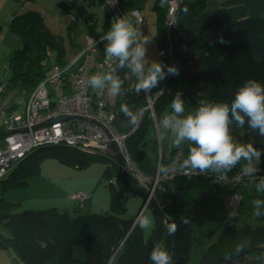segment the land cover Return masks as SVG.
<instances>
[{
  "label": "trees",
  "instance_id": "1",
  "mask_svg": "<svg viewBox=\"0 0 264 264\" xmlns=\"http://www.w3.org/2000/svg\"><path fill=\"white\" fill-rule=\"evenodd\" d=\"M58 4L70 12L81 13L93 33L100 34L110 28L108 17L103 20L101 31L97 32L96 18L92 13L65 0H59ZM217 6L211 8L210 0L180 2L177 21L182 34L173 40L172 50V58L178 61L179 74L167 81L169 91L154 100L157 117L177 92L182 93L185 103L199 104L200 100L230 103L242 82L246 81L239 82L232 78L231 75L237 74V71H241L248 80L254 79L264 84V0H220ZM163 21L164 13L156 21V38L161 53L158 62L170 65L171 57L165 51ZM7 22L10 30L22 39V45L15 47L7 58L9 76L0 79V96H23L20 105L8 109L9 114H13L19 106L23 109L30 91L48 73L50 65L46 64L47 55L54 50L53 61L64 63L65 49L60 37L49 29L42 12L37 9L14 12ZM99 47L104 54V44L100 43ZM136 82L133 75L130 81L124 82L123 94L117 96L115 105H111L115 111L114 123L118 130L130 131L133 126L120 111V105L126 104L134 112L143 108L141 121L126 138V146L137 168L145 174L154 175L159 157L148 154L145 139L147 126L153 118L144 108L145 93L141 91L137 94L135 90ZM199 84H203L202 87ZM245 128L248 129L247 125ZM3 134L0 126V138ZM47 146H56L55 151L46 152L44 149ZM187 152V144L183 146L182 154L175 148L168 153L161 151V163L166 164L178 153L179 159L186 157ZM84 153L62 144L37 145L0 177V247L11 249L22 264H108L118 244L120 247L110 264H142L148 242L156 230L157 211L167 216L159 236L164 233V247L173 244L172 264H224L228 256H238L264 242V224L252 227L227 223L222 226L219 236L209 242L198 261H190L191 224L197 215L196 199L190 196L180 202L177 199L179 191L194 185L215 187L227 194L231 191L212 183L207 173L177 174L171 181L174 189L164 188L166 184L156 188V200L152 202L155 221L149 235H145L138 222L130 228L135 216H123L126 192L140 194L141 190L147 194V189L138 185L136 179L122 168L119 170L117 162L108 163L102 172L103 176L109 178L110 187L109 210L105 213L88 211L71 216L68 210H60L52 205L14 210L19 202L4 196L3 192L8 189L27 185L29 179L39 173L45 155L52 154L62 161L82 167L94 158ZM238 169H241L240 164L228 173ZM113 175L114 182L110 178ZM72 208L79 209L76 204ZM181 220H187V224L181 223ZM170 223L178 224V230L171 236L166 228ZM147 264H152V261L149 259Z\"/></svg>",
  "mask_w": 264,
  "mask_h": 264
},
{
  "label": "built area",
  "instance_id": "2",
  "mask_svg": "<svg viewBox=\"0 0 264 264\" xmlns=\"http://www.w3.org/2000/svg\"><path fill=\"white\" fill-rule=\"evenodd\" d=\"M181 1L166 0L164 10L165 50L171 57L170 65L177 68L178 61L172 58V50L173 40L182 34L177 21V10ZM101 2L107 10L110 26L114 18L121 16L131 20L136 28L144 20L139 9L125 10L121 8L118 0H101ZM106 32L87 35L86 44L69 62L53 61L48 73L28 94L22 111L9 115L1 137L3 142L0 144V177L32 147L41 144H62L88 154L103 155L110 162L117 163V154H119L121 168L133 176L138 185L147 189L148 198L143 203L146 208L152 198L156 200L155 191L158 186L166 184L164 188H175L171 181L177 173L172 172L167 177H163L157 172L154 175H148L140 171L126 146V138L136 126H133L130 131L118 130L114 123L115 111L108 103L106 93L95 92L88 85L92 75L110 68L105 54H102L103 49L99 47L100 38ZM181 46L183 47V44ZM123 71L122 74L119 71L117 75L124 82L130 81L132 76L130 70L125 68ZM174 76L167 75L152 93L144 92L146 97L144 108L149 110L153 119H157L154 100L169 91L167 81ZM142 110L141 107L138 112L141 113ZM160 153L158 163H161ZM179 155L178 153L177 156L171 157L165 165L178 160ZM259 175L257 173L256 177ZM207 176L212 183L231 190L227 194L226 205L229 213L233 211L237 213V205L241 198L240 188L252 179L243 176L240 169L223 176L213 173H207ZM110 178L114 182L115 176ZM71 197L81 208L88 194L77 189L72 192ZM165 248L172 255L173 263V244L170 243ZM240 255L232 260L228 258L230 259L228 264H264V242L260 244L259 249Z\"/></svg>",
  "mask_w": 264,
  "mask_h": 264
},
{
  "label": "rangeland",
  "instance_id": "3",
  "mask_svg": "<svg viewBox=\"0 0 264 264\" xmlns=\"http://www.w3.org/2000/svg\"><path fill=\"white\" fill-rule=\"evenodd\" d=\"M8 1L9 0H7V2ZM15 1H17V3L11 1V3L6 5V8L4 10L0 11V79H5L9 76L10 68L7 65V58L9 54L15 47H19L22 45L21 37L13 33L7 24V21L14 13V10L17 12H21L26 9H37L42 12L46 25L56 36L60 37L62 41L63 47L65 49L63 57V61L65 62H69L76 55V53L79 52L81 47L86 44L87 35L93 33L92 30L88 29L84 17L81 13L68 11L66 8L58 4L59 0ZM74 1L78 3V5H80V7H82L83 9H90L97 14L95 31H101L102 22L107 17V10L105 6L97 1ZM160 1L161 3L165 2V0ZM218 1L220 0H210L211 8H217ZM2 4L5 5V3ZM147 13L149 14L145 15L146 18L140 25L137 26V29L142 34V37L150 39V43L147 45V57L152 61L158 62L161 59V53L155 36V13H150V11H147ZM51 54L49 53L46 57V64L48 66L53 62V55L55 54L54 50H52ZM231 76L234 79H238L239 82L241 80H248L244 78L241 71H237V74ZM244 82H242V84ZM201 85L203 84H199V86ZM116 98L117 97L112 98L107 96L108 103L110 105H115ZM22 100V95L0 96V126L2 127V130L5 129L6 120L10 115L8 109L20 105ZM170 104L171 103L166 104L161 114L158 117L156 116L157 119H153L152 123L148 124L147 126V130L145 133L146 150L152 157H159V153L161 151L168 153L169 151L167 152V150L171 147L169 144L170 138L165 139L163 142H160L157 139L156 131L157 121L161 119L163 115L166 114V112L170 111ZM197 106L198 104L195 102L185 103L186 112L194 110ZM21 107L19 106L18 110H14L13 112L16 113L22 111ZM231 132L235 140L242 143H253L255 147L257 146L256 142L258 140V135H256L251 130L245 127L242 129L232 127ZM2 142L3 140L0 138V144ZM258 143L264 144V139H259ZM55 148L56 146H47L44 150L46 152H54ZM89 155L94 158H92V160L88 164L82 167H77L72 163L62 161L54 155L52 156V154L45 155L41 161L39 173L30 178L27 185H24L20 188L8 189L4 191L3 194L6 198L19 202L14 210H21L22 208L28 207L42 208L52 205L56 206L60 210H68L71 216L76 215L77 213L88 211L105 213L109 210L110 187L108 184L109 178L107 176H103L102 172L105 166L110 163V160L98 154H88V156ZM77 189H81L88 194L89 199H86L87 206L79 208L77 210H74L71 206H62L65 202L63 200ZM126 194V210L123 216H135L132 225L130 226L131 229L137 223L138 217H140L141 215L149 217L152 221L151 227L148 229H142L145 235H149L155 221V212L152 209V202L155 201V199L152 198L149 206L144 208V204H142L143 196L141 194H132L130 191L126 192ZM191 194L197 199L198 202L196 219L191 224L192 244L190 249V261L192 263L198 261L201 253L205 250L206 246L209 244V242L214 241L219 236L222 226H224L225 224L228 223L235 226L248 225L252 227L259 224H264V216L257 218L252 214V201L258 198L264 199V194L258 193L256 189L249 188V190H243V196L245 197V200L247 199L248 205H246L245 208L237 206L236 210L240 215H237L234 219L229 218V209L226 205V201L228 198L227 193H217L216 191H211L206 199H202L201 194H198L194 189L193 193L191 192ZM144 195V200L146 201L148 195L145 193ZM178 199H180L179 196ZM160 213V211H157V214H159L161 217L162 229L163 225L166 224L167 216ZM159 234L154 239V245H163L164 233H162V235L160 236ZM124 239L125 238H123L122 241H124ZM119 247L120 244H118L112 252L111 257L108 260V264H110ZM234 257L235 256H228L227 258H231L232 260ZM0 264H22V261L12 252L11 249L0 247Z\"/></svg>",
  "mask_w": 264,
  "mask_h": 264
},
{
  "label": "clouds",
  "instance_id": "4",
  "mask_svg": "<svg viewBox=\"0 0 264 264\" xmlns=\"http://www.w3.org/2000/svg\"><path fill=\"white\" fill-rule=\"evenodd\" d=\"M187 11V9H185ZM104 44L106 61L110 65L107 71L97 72L88 80L90 88L108 97L115 98L123 94L124 81L117 73L125 68L136 78L135 90L150 93L167 75H178L176 66L164 65L147 57V45L150 39L134 26L125 16L114 18L109 30L101 36ZM106 42V43H104ZM120 111L131 126H138L141 113L132 111L126 104L120 105ZM264 137V84L249 79L235 92L230 103L200 100L194 110L186 112L182 93L177 92L171 101L170 111L157 121V139L163 142L170 138V146L183 153L187 144V156L165 165L158 163L156 172L167 177L170 173H213L226 175L238 164L243 176L255 183L256 191L264 194V176L256 179L260 171L258 165L264 155V149H257L253 143H242L234 139L231 129L244 128ZM5 130V129H4ZM253 216H264V199L252 201ZM236 212H230L234 219ZM138 225L142 229L151 227L149 217H138ZM187 224V220L180 221ZM168 234L175 235L178 224L166 225ZM152 264H172V255L163 245H154L149 255Z\"/></svg>",
  "mask_w": 264,
  "mask_h": 264
},
{
  "label": "crops",
  "instance_id": "5",
  "mask_svg": "<svg viewBox=\"0 0 264 264\" xmlns=\"http://www.w3.org/2000/svg\"><path fill=\"white\" fill-rule=\"evenodd\" d=\"M11 1H14L15 3H17V1H15V0H9L8 2H7V0L5 1V0H0V3H1V9H0V11H2V10H4L5 8H6V5L7 4H9V3H11ZM68 4L69 3H72L74 6H77V7H79V8H82V7H80V5H78V3H76L74 0H65ZM97 0H95V1H91V2H96ZM101 1V0H100ZM89 2V1H88ZM98 2V1H97ZM118 2H119V4H120V6H121V8H123V9H125V10H131V9H139V11L141 12V14H142V16L144 17V19L146 18L145 17V15L146 14H149V13H147V11H150V13L151 12H153V13H155V23H154V25H155V36H156V34H157V24H156V21H157V19H158V17L159 16H161V14H163L164 13V8H165V6H166V0H165V2L164 3H161V1L160 0H118ZM2 3H5V5H3ZM102 3V2H101ZM17 5V4H16ZM83 9V8H82ZM40 11V10H39ZM14 12H17V11H15L14 10ZM86 12H88V13H92L93 14V16L95 17V18H97V14L94 12V11H92V10H90V9H87L86 10ZM107 17H108V14H107ZM0 20H1V17H0ZM87 25V24H86ZM88 27V26H87ZM88 29H89V27H88ZM156 42H157V38H156ZM158 44V43H157ZM51 54V53H50ZM51 56H52V54H51ZM256 134V133H255ZM256 135H258V134H256ZM257 139L259 140H262V139H264V137H260L259 135L257 136ZM258 140H257V142H256V144H257V148H260V149H264V144H260V143H258ZM170 144V143H169ZM172 147H170V149H171ZM170 149H168L167 150V152L170 150ZM241 162H243V161H241ZM242 165H243V163H241L240 164V167H242ZM258 167H259V169H260V176H264V155H262V157H261V162H260V164L258 165ZM260 176H258V177H256V179H258ZM242 187H244V188H242ZM241 188H240V192H241V198H240V201H239V203H238V207H242V208H245V206L246 205H248L247 204V199L245 200V197L243 196L244 194H243V190H249V188L250 189H256V186H255V183H253V181H250V182H248L245 186H242ZM193 189L198 193V194H201V198L202 199H206L207 198V196L209 195V193H211V191H216L217 193L218 192H224V191H220V190H218V189H216L215 187H212V188H209V187H202V186H200V187H198V186H190V187H187V188H185L184 190L182 189V190H180L179 191V195H177V199H178V196L180 197V199H178L180 202H182V201H185V200H187V199H189L190 198V196L191 197H194L192 194H191V192L193 193ZM214 189V190H213ZM183 195V196H182ZM195 198V197H194ZM87 199H89V196L87 197ZM196 199V198H195ZM63 201H65L64 202V204L62 205V206H74V204H76V201H75V199H73L72 197H71V195L69 194V196H67ZM197 204H198V202H197V199H196V210H197ZM204 205V204H203ZM87 206V204H86V201H85V204H84V206L83 207H86ZM252 209V208H251ZM64 210H66V209H64ZM237 215L239 216L240 214H239V212L237 213Z\"/></svg>",
  "mask_w": 264,
  "mask_h": 264
},
{
  "label": "water",
  "instance_id": "6",
  "mask_svg": "<svg viewBox=\"0 0 264 264\" xmlns=\"http://www.w3.org/2000/svg\"><path fill=\"white\" fill-rule=\"evenodd\" d=\"M117 161H118V166H119V170H121V166H120V156H119V154H117ZM139 192H140V194L143 196V198H145V195H144V193L141 191V190H139ZM157 218H158V223H157V226H156V230H155V232H154V234H153V236H152V238H150V240H149V242H148V245H147V248H146V252H145V254H144V257H143V260H142V264H147V262H148V260H149V255H150V253H151V251H152V249H153V245H154V239L158 236V234H159V232H160V229H161V217H160V215L159 214H157ZM260 248V246H255V247H252V248H249V249H246L244 252H248V251H252V250H256V249H259ZM243 252V253H244ZM242 254V253H241ZM236 257V256H235ZM234 257V258H235ZM229 261H230V259L229 260H227L224 264H228L229 263Z\"/></svg>",
  "mask_w": 264,
  "mask_h": 264
}]
</instances>
